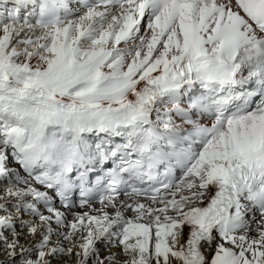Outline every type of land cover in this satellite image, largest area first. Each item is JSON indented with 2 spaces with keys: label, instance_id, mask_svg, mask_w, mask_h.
I'll use <instances>...</instances> for the list:
<instances>
[{
  "label": "snow or ice",
  "instance_id": "6c2138e0",
  "mask_svg": "<svg viewBox=\"0 0 264 264\" xmlns=\"http://www.w3.org/2000/svg\"><path fill=\"white\" fill-rule=\"evenodd\" d=\"M0 264H264V0H0Z\"/></svg>",
  "mask_w": 264,
  "mask_h": 264
}]
</instances>
